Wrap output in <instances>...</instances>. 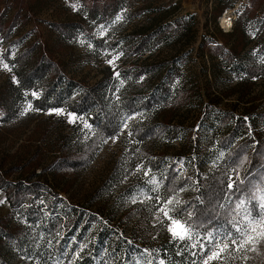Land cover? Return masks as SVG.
<instances>
[{"label": "rangeland", "instance_id": "374dc122", "mask_svg": "<svg viewBox=\"0 0 264 264\" xmlns=\"http://www.w3.org/2000/svg\"><path fill=\"white\" fill-rule=\"evenodd\" d=\"M251 2L148 0L125 9L112 22L99 25L91 36L79 34L71 41L62 42L48 24L83 18V0H0L1 22L9 23L18 10L28 16L25 22L13 27L9 41L4 42L0 36V92L5 89L10 92V84L18 83L15 58L29 47L44 42L49 43L52 57L61 63L67 76L87 87L98 83L107 70L110 72L111 89L105 97L107 108L118 102L126 91H136L146 98L161 84L170 87L171 96L150 111L128 115L120 110L118 134L100 144L82 174L69 173L64 181L55 179L50 172L45 174L66 205L89 212L104 211L103 220L112 218V225L119 227L123 236L131 242H140L137 245L141 249L130 256V264H155L159 244L182 241L171 236L168 231L170 221L164 211L177 215L184 201L198 193V178L208 177L224 161L226 152L216 141L211 144L222 113L242 116L244 111L249 114L264 111V77L253 83L243 80V66L264 63V0H258L256 8ZM137 8L142 10L141 13L129 21L126 15ZM251 8L257 11L255 20L244 12ZM226 9L241 16L234 30L224 34L219 30L217 20ZM178 19H181V31L169 41L153 46L147 53L131 58L125 56V49L130 45L127 35L134 34L133 45L140 42L142 30L149 32L157 20L172 22ZM184 23L188 24L187 29L182 26ZM95 40H103V43L95 44ZM118 41V46H113ZM213 45L223 46L225 50L234 46L237 51L244 47L235 64L225 65L219 55L211 54ZM123 67L150 69V72L133 81L127 73L123 74ZM239 83L241 86L237 87ZM12 96L16 100V117L8 124L0 121V166L6 170L23 166L33 158L34 163H39L34 173L40 174L42 169L59 159L65 146L81 151L80 148L96 135L95 126L82 115L73 114L66 108L43 112L37 109L33 100L41 96L40 91H27L23 95L14 92ZM152 124H167L168 132L155 140L137 142L132 132L136 125ZM258 129L264 131V126ZM173 164L177 165L180 177L189 173L195 181L163 202L159 192L168 168ZM21 172L16 171L9 179L15 181ZM40 175L38 179L44 180L42 173ZM228 175L231 179L239 176L231 170ZM258 190L256 213L249 202L235 205L233 235H237V226L246 223L249 212L252 216L264 215V208L260 207L264 203V189ZM10 214L7 197L0 189V220ZM17 223L27 227L20 215L13 218L11 227ZM27 228L25 243L30 248L37 247V230L32 226ZM134 229L141 230L138 236H133ZM188 230L191 237L194 231L190 227ZM224 236V232L216 230L202 242L209 250H214L212 237L219 241ZM196 240L199 242V238ZM195 243L194 240L189 248L178 244L176 249L182 253L188 249L194 251ZM7 258L10 264L33 263L31 257L12 247L8 248ZM205 259L194 257L192 263L203 264ZM65 262L62 259L51 264ZM209 264H221V261H209ZM223 264H264V243L258 246L257 252L224 254Z\"/></svg>", "mask_w": 264, "mask_h": 264}, {"label": "trees", "instance_id": "16d2710c", "mask_svg": "<svg viewBox=\"0 0 264 264\" xmlns=\"http://www.w3.org/2000/svg\"><path fill=\"white\" fill-rule=\"evenodd\" d=\"M147 1L83 0L85 14L83 18L71 22H50L48 25L55 37L62 42H68L79 34L91 36L99 25L112 22L125 9ZM258 4V0L251 2L254 8L258 7ZM141 11L137 8L132 14H127L126 18L131 21L138 17ZM244 12L251 20L257 17L256 9H245ZM16 13L9 23L0 20V36L4 42L11 39L13 27L28 18L22 10ZM180 21L181 19L172 22L157 20L149 32L142 30L140 42L133 45L131 42L135 38L134 34L127 35L126 39L130 45L125 49V56L131 58L147 53L153 46L169 41L181 31ZM182 26L185 29L189 27L185 23ZM94 42L103 43V40ZM118 44L119 41L114 42L113 46L116 47ZM243 47L237 51L234 46L225 50L223 46L213 45L211 54L219 55L225 65L235 64ZM52 55L49 43L44 42L29 47L15 58L13 62L18 83L10 84V92L6 89L0 92V121L8 124L16 117L17 108L12 96L14 92L23 95L27 91L30 93L40 91L41 96L33 100V105L37 109L43 112L66 108L73 114L82 115L95 126L96 135L80 148L81 151H74L69 149L68 145L65 146L59 159L42 169L44 180L38 179L41 173H34L39 163H34L33 158L23 166L7 170L0 166V189L4 191L11 208V214L0 220V264H10L7 258L10 247L31 257L32 264H51L62 259L66 264H130V256L141 249L137 245V242L138 244L140 242L136 240L131 242L128 237L123 236L121 229L112 225V218L103 220L104 211L89 212L66 205L65 199L54 186L50 185L45 174L50 172L60 181H64L69 173L75 176L82 174L88 168L100 144L118 134L120 110L128 115L150 111L171 96L170 87L161 84L146 98H142L136 91H126L118 102L107 108L105 97L110 92L112 79L108 70L98 83L87 87L69 78L61 63L56 62ZM242 68L245 82L253 83L264 77V63ZM122 69L123 74L127 73V77H131L133 81L150 72V69L144 68ZM240 86L241 83L237 87ZM242 114L236 116L233 112H227L219 117L211 144L216 141L218 147L226 152L224 161L208 177L198 178V193L186 199L179 207L177 215L194 231V234L182 241L159 244L156 248L159 251L155 253V264H193L194 257L200 260L207 257L210 250L206 243L202 242L207 239V235L213 234L216 230L224 232L225 236L235 233L233 216L236 204L249 202L251 210L256 213L255 197L258 189H264V131L258 129L264 126V111L253 114L244 111ZM132 132L137 142L142 143L163 136L168 132V128L167 124L136 125ZM230 170L239 176L231 179L228 175ZM16 171H22L21 175L15 181L10 180ZM193 181L195 178L189 173L180 177L177 165H171L159 192L163 202ZM16 215H20L27 227L32 226L37 230L39 234L37 247L30 248L31 246L25 243L27 227L20 223L11 227ZM132 232L135 237L141 230L134 229ZM198 238L199 242L196 240ZM194 240L196 241L193 244L194 251L191 249L184 253L177 251L178 244L189 248Z\"/></svg>", "mask_w": 264, "mask_h": 264}, {"label": "snow or ice", "instance_id": "6c2138e0", "mask_svg": "<svg viewBox=\"0 0 264 264\" xmlns=\"http://www.w3.org/2000/svg\"><path fill=\"white\" fill-rule=\"evenodd\" d=\"M109 62L111 63L112 61ZM4 67L7 68L8 65L5 64ZM85 127L89 126L85 124ZM168 203H171V201H168ZM242 204L243 202H241ZM260 207L264 208V203H261ZM164 215L170 221L168 231L173 239L184 240L190 238L188 226L180 219L179 215L173 216L169 211H164ZM245 220L246 223L242 227H236L237 235L226 234L219 241L212 237L214 250H210L203 264H209V261H221V264H223L224 254L226 253L231 255L232 252L247 253L258 251V246L264 243V215L257 214L252 216L251 212H249ZM244 258H247L246 255Z\"/></svg>", "mask_w": 264, "mask_h": 264}, {"label": "built area", "instance_id": "2783aa9c", "mask_svg": "<svg viewBox=\"0 0 264 264\" xmlns=\"http://www.w3.org/2000/svg\"><path fill=\"white\" fill-rule=\"evenodd\" d=\"M237 12L239 13V10ZM224 16H227V17L224 19V21L222 23V18ZM238 17H239V15L233 14L232 12H229L228 9H226L224 11V13L222 14V16L218 17V20H217L218 25L217 26H218L219 30L224 34L233 31L236 24H237L236 21L238 20Z\"/></svg>", "mask_w": 264, "mask_h": 264}, {"label": "bare ground", "instance_id": "6f19581e", "mask_svg": "<svg viewBox=\"0 0 264 264\" xmlns=\"http://www.w3.org/2000/svg\"><path fill=\"white\" fill-rule=\"evenodd\" d=\"M223 18H224V17H223ZM223 18H222V19H223Z\"/></svg>", "mask_w": 264, "mask_h": 264}]
</instances>
